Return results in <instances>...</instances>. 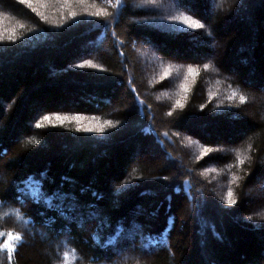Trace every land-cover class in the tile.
I'll use <instances>...</instances> for the list:
<instances>
[{"label":"trees","instance_id":"trees-1","mask_svg":"<svg viewBox=\"0 0 264 264\" xmlns=\"http://www.w3.org/2000/svg\"><path fill=\"white\" fill-rule=\"evenodd\" d=\"M115 3L0 0V264H264V0Z\"/></svg>","mask_w":264,"mask_h":264},{"label":"snow or ice","instance_id":"snow-or-ice-1","mask_svg":"<svg viewBox=\"0 0 264 264\" xmlns=\"http://www.w3.org/2000/svg\"><path fill=\"white\" fill-rule=\"evenodd\" d=\"M22 3H27L29 7H32L31 4V0H21ZM152 3H155V0H151ZM65 3H70V0H65ZM122 0H116V3L114 5V7L119 8L121 6ZM33 11H36L35 8L32 9ZM41 16V19L47 20V17L43 15V13H38ZM77 15L76 12H69V16L74 18ZM87 15L89 16H96V17H107L109 15H111L110 13H108L106 10L101 9L98 11H89L87 13ZM173 21H180L181 23L187 25L190 28L193 29H200V28H204L205 25L200 23L197 20H192L190 17L188 16H184L183 14L181 15H177V16H172L170 18ZM59 26V25H57ZM21 28H23V25H20ZM209 36H211V33H208ZM15 35L13 33V35H10L8 37V39L12 42L15 41ZM3 39V36H0V40ZM205 69H207L209 66L206 64L204 65ZM193 69L191 67H189L188 72L191 74L193 73ZM236 93L233 92V97H235ZM240 102L241 103H245L246 102V97L244 95H240ZM177 104H179V101H177ZM182 107V105H180ZM169 115H171V113H169ZM45 119H47V117H45ZM111 123V122H109ZM39 127V125H37ZM96 131H103L102 128H98L96 129ZM208 151H211L210 149H205L204 150V154H207ZM244 161L243 159H238V164H243ZM47 179V175L46 173H40L39 178H36L35 176H28L26 178V180H22L21 183L28 185L31 184L33 186H35L34 188V193H33V202H37L39 200H45L50 207H52V202L55 201L56 203V209L59 211V214L61 216L65 215V212L60 210L62 208V205L59 203L61 200H67L69 199V194L67 193H60L58 190L57 191H53L52 193H47L46 191H44L43 188V184H44V180ZM67 179V178H66ZM165 180L169 179L168 177H164ZM238 179V177L233 176L232 180L233 182H235ZM93 195L95 196L96 193H93ZM223 199L225 200V203H227L228 205H235L237 204V200L234 198V193L233 190L231 188L228 189L227 193L225 194V197H223ZM78 207V205H76L75 203L72 206V211H76V208ZM248 219H251V217H249ZM107 226L109 228H112V224L110 222V220H102L101 221V226ZM124 231V224L123 222H117V224L115 225L114 228V232L116 235L121 234ZM5 234L3 232H0V237H3ZM144 239L153 242V238L151 236H146L144 237ZM23 237L18 234V233H12V232H8L7 233V240H5L3 243H0V251L7 249V256H8V260L11 261L12 257H13V253L15 251V246L13 244L14 241H22ZM156 244H159V241H155ZM68 257V253L66 252L64 254V259L66 260Z\"/></svg>","mask_w":264,"mask_h":264},{"label":"rangeland","instance_id":"rangeland-1","mask_svg":"<svg viewBox=\"0 0 264 264\" xmlns=\"http://www.w3.org/2000/svg\"><path fill=\"white\" fill-rule=\"evenodd\" d=\"M175 3L174 2H171V5H170V7L171 6H173V8L175 7ZM91 47V46H90ZM146 53V52H145ZM145 53H143V54H145ZM146 54H148V55H142V58L143 59H147V61L148 62H150V63H154L155 62V57H153L149 52H147ZM146 63V62H145ZM264 91V90H263ZM105 103H109L108 101H106ZM72 183L73 184H70V186H69V190H68V194L71 196V198H72V200H73V202L76 204V205H78V208H80L81 209V211H83V215H85L87 218H92V217H94L95 216V214H94V212L92 211V207H89V206H84V205H82L81 203H79V202H77L76 201V195H75V182H73L72 181ZM262 183V182H261ZM261 183H259V185H258V188L256 189V190H258V189H260V187H262L261 189H263L264 190V185H262ZM76 201V202H75ZM72 202V203H73ZM145 212V211H144ZM143 211L141 212V211H138L137 212V215L138 216H141L143 213H144ZM77 218H81V216H80V214H77V216H76Z\"/></svg>","mask_w":264,"mask_h":264}]
</instances>
